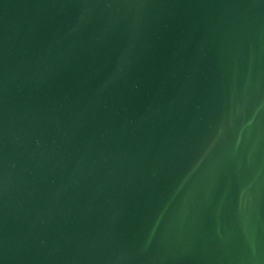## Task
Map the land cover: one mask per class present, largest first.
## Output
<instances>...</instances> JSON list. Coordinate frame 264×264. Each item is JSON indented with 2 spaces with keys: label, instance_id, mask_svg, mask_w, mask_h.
<instances>
[{
  "label": "water",
  "instance_id": "95a60500",
  "mask_svg": "<svg viewBox=\"0 0 264 264\" xmlns=\"http://www.w3.org/2000/svg\"><path fill=\"white\" fill-rule=\"evenodd\" d=\"M0 264H264V0H0Z\"/></svg>",
  "mask_w": 264,
  "mask_h": 264
}]
</instances>
